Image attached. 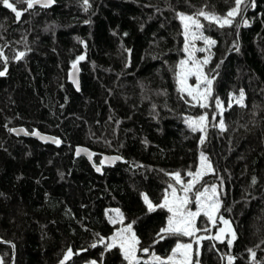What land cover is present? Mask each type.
Returning <instances> with one entry per match:
<instances>
[{"label":"trees","instance_id":"1","mask_svg":"<svg viewBox=\"0 0 264 264\" xmlns=\"http://www.w3.org/2000/svg\"><path fill=\"white\" fill-rule=\"evenodd\" d=\"M89 2L85 12L82 0H57L51 8L25 12L19 21L0 4V47L10 57L0 77V240L14 245L13 264H59L69 247L88 251L66 264L99 262L103 248L89 245L97 239L94 233L111 234L104 213L109 208L120 209L126 222L138 220L134 227L142 246L166 256L175 238L153 241L167 214H147L141 193L158 202L169 182L164 173L195 170L201 152L224 181L222 200L231 211H221L237 232L235 264H249L250 248L264 257V0L245 13L248 27L213 26L206 32L217 40L208 67L223 60L214 94L227 108L230 96L242 89L246 107L233 103L225 112L226 131L210 123L203 145L201 133H193L184 118L207 111L211 121L214 106L192 108L179 99L174 68L184 54L175 12L191 14L207 4L224 14L231 0ZM20 51L25 56L17 61ZM80 55L86 58L78 65L76 92L67 73ZM13 127L54 135L62 143L14 137ZM80 145L122 161L97 174L74 155ZM93 162L99 164V157ZM205 179L220 183L211 175ZM228 251L226 243L204 240L201 264H224L220 253ZM11 253L10 245L0 243L4 264H10ZM103 260L126 264L117 249Z\"/></svg>","mask_w":264,"mask_h":264},{"label":"snow or ice","instance_id":"2","mask_svg":"<svg viewBox=\"0 0 264 264\" xmlns=\"http://www.w3.org/2000/svg\"><path fill=\"white\" fill-rule=\"evenodd\" d=\"M56 2L57 0H0V4L4 8L11 10L15 14L17 21L20 20L25 12H35L37 8L48 9ZM224 2L228 3L229 0H224ZM21 4L26 7L20 9L18 6ZM82 6L85 12L91 8L89 0H82ZM189 6L191 7V5ZM256 6V0H231V7L224 14L217 13L214 8L211 11L208 10L207 4L196 9L191 14L175 12L176 18L181 23L182 30L180 35L183 37L181 51L184 54L174 68V79L179 99L192 108L198 107L207 110L214 106L211 121H209L207 111L197 116L184 118L185 124L193 133H201L199 137L201 145L207 140V129L210 123L212 127H218L222 132L227 130L224 114L232 109L233 103L241 108L246 107L245 93L242 89L238 96H230L227 108L224 107L220 98L214 94V83L219 75L218 70L223 60L212 68L208 67L212 62L214 56L212 49L217 45V40L207 35L206 32L210 31L213 26L217 29L248 27L249 20L245 17V13H247L249 8H255ZM202 20L207 22V26ZM197 42H201L203 46H197ZM233 47L237 52L240 50L238 44H234ZM125 51L128 52L129 56L131 55V49H125ZM197 53H204L205 55L198 56ZM24 56L25 52L20 51L16 53L14 59L19 61ZM85 58L84 55H80L71 65L72 70L69 73V77L72 83L76 85L77 90H79L78 65ZM9 60L10 57L5 54L4 48L0 47V64H3V70H0V77L7 74ZM193 79L194 83H190L189 81ZM161 94L167 95L166 92ZM153 109H155V105H153ZM217 116L220 117L218 122L212 123L217 121ZM9 131H23L25 135L29 134L23 129H10ZM31 135L45 141H51L56 145L62 143L57 138L42 136L38 131L32 132ZM75 155L77 157L84 155L89 160H92L95 154L86 148L77 147ZM104 159L112 163L121 159V157H105ZM103 163L104 161L102 160L100 161L101 166L94 165L97 172L101 171ZM164 174L168 176L169 182L158 202L150 199L147 193H141V196L146 206L147 214L157 211L167 214L166 223L156 233L153 244H159L162 241L175 238L174 246L169 254L162 257L155 251H151L150 246H142L141 238L134 227L138 220L126 222L125 214L117 208L109 209L105 212L108 217V223L114 228L113 233L107 238L100 233H94L93 235L97 239L89 245L90 248H97L98 246L103 248L99 262L93 259L88 261L87 264H104V254L114 249L119 251L126 264H201L200 248L204 240L218 241L221 244L226 243L229 251L220 253V259L221 261H226V264H235L237 257L231 254V249L237 239V232L232 227V222L226 219L221 211L223 209L224 212H230L231 209L224 207L222 200V196L226 195L223 191L224 181L219 177L210 158L204 152H201L195 170L190 168L183 175L180 171L165 172ZM210 175L219 179L220 183H209L205 178ZM256 183L257 180L253 177L252 184L255 185ZM220 225L223 226L221 227ZM213 229H216L214 235L210 234ZM200 233H204V235H200ZM183 238H188V242H183ZM261 244H264V240L261 241ZM194 245L196 246L195 248ZM211 247L215 248L216 245L213 244ZM256 248H260V245H257ZM86 251H88L87 248H82L74 253L73 249L69 247L59 264H66L74 256ZM217 251L219 252V249ZM247 251L250 256L249 264H264V257L258 259L255 248H250ZM0 264H4L2 258H0Z\"/></svg>","mask_w":264,"mask_h":264},{"label":"water","instance_id":"3","mask_svg":"<svg viewBox=\"0 0 264 264\" xmlns=\"http://www.w3.org/2000/svg\"><path fill=\"white\" fill-rule=\"evenodd\" d=\"M78 68H79V67H78ZM71 70H72V69H71V67H70V69H69V71H68V73H67V82L72 86V88H73L76 92H78L79 90H77L76 85H74V84L72 83V81H71V79H70V77H69V73H70ZM78 76H79V73H78ZM78 80H79V79H78ZM12 129H16V130L23 129L24 131H26L23 127H13ZM34 131H38V130H33V131H31V132L26 131V132L29 133L28 135H25L23 131H16V132H12V131H10V134H11L12 136H14V137H21V138H29V139H32V140H34V141H36V142H38V143H40V144H42V145H51V146H54V147H57V146H58V145L52 143L51 141H45V140H43V139H40V138L37 137V136L31 135V133L34 132ZM38 132H39V131H38ZM39 133H40L42 136L57 138L56 136H53V135H50V134H45V133H41V132H39ZM57 139H59V138H57ZM77 147L86 148V149H88L90 152L94 153L95 155L93 156V158L96 157V156L99 157V164H95V163L93 162V158H92V160H89V159L87 158V156H84V155L79 156V157H83V158L88 162V164L92 167V169H93L97 174H100V173L102 172V168H112L115 164L120 163V162L122 161V157L119 156V155H116V154H103V153H99V154H98V153L95 152L94 150H91V149H89V148H87V147H85V146H82V145H80V146H76V147L74 148V152H73L74 155H75V151H76ZM75 156H76V155H75ZM117 156H118V157H121V159L116 160V161H114V162H112V163H110L108 160H105V159H104L105 157H117ZM76 157H77V156H76ZM102 160L104 161V163H103V166L101 167V171H100V172H97V171H96V167H95L94 165H96V166H101V165H100V161H102ZM0 243H4V244H6V242H2V241H0ZM7 244H8V243H7ZM11 249H12V253H11V262H10V264H12V259H13V247H12V246H11Z\"/></svg>","mask_w":264,"mask_h":264},{"label":"rangeland","instance_id":"4","mask_svg":"<svg viewBox=\"0 0 264 264\" xmlns=\"http://www.w3.org/2000/svg\"><path fill=\"white\" fill-rule=\"evenodd\" d=\"M197 43H198L197 45H201V46H203L201 42H197ZM198 160H199V158H198ZM197 164H198V162H197ZM162 196H163V195H162ZM193 207H194V206H193ZM109 209H115V208H109ZM109 209H107V210H109ZM107 210H106V211H107ZM106 211H104V213H105ZM105 216H106V215H105ZM106 218H107V220H108V217H107V216H106ZM165 223H166V222H165ZM110 225H111V224H110ZM111 226H112V225H111ZM220 226L222 227L223 225H220ZM112 227H113V226H112ZM113 231H114V228L112 229L111 234L113 233ZM215 232H216V229H213V230H212V233H210V234H213V235H214ZM111 234H110V235H111ZM110 235H109V236H110ZM200 235H204V233H200ZM106 238H107V237H106ZM183 242H188V238H183ZM195 247H196V246L194 245V248H195ZM138 254H139V253H138ZM139 255H143V254H139ZM120 256H121V254H120ZM121 258H122V256H121ZM145 258H147V257H145ZM223 263L226 264L224 261H223Z\"/></svg>","mask_w":264,"mask_h":264},{"label":"bare ground","instance_id":"5","mask_svg":"<svg viewBox=\"0 0 264 264\" xmlns=\"http://www.w3.org/2000/svg\"><path fill=\"white\" fill-rule=\"evenodd\" d=\"M54 136V135H53ZM58 138V137H57ZM60 140V139H59ZM0 241H2V240H0ZM2 242H4V241H2ZM8 242H6V244H7ZM2 244H4V243H2ZM8 245H10V246H12V244H10V243H8ZM13 247V246H12ZM13 258H14V248H13ZM12 264H13V259H12Z\"/></svg>","mask_w":264,"mask_h":264}]
</instances>
